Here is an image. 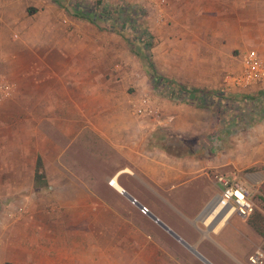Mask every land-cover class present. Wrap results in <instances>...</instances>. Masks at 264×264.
I'll use <instances>...</instances> for the list:
<instances>
[{"label": "crops", "instance_id": "crops-1", "mask_svg": "<svg viewBox=\"0 0 264 264\" xmlns=\"http://www.w3.org/2000/svg\"><path fill=\"white\" fill-rule=\"evenodd\" d=\"M97 1L98 7L107 3L90 0L91 4H83L80 9H89ZM132 1L159 14L157 21L150 17L149 24L150 33L158 35L159 40L166 36V21L161 19V10L156 11L160 9L156 1L165 6V16L167 8L173 6L185 9L194 5L196 11L210 8L207 0ZM240 1L243 0L231 1L237 10ZM74 2L72 10L68 0H0V62L12 67L16 74L14 82L19 91L14 99L31 106L30 115L22 121L39 124L42 129L39 137L37 125L28 132L29 138L35 140L33 145L39 146L38 138L46 140L47 148L49 140L63 139L69 145L93 148L95 154L108 155L101 159L109 163L110 173L99 174L100 182L111 187L108 178L119 172L117 180L127 194L210 262L246 264L236 252L237 233L226 231L225 224L215 232L205 219L221 189L215 175H228L230 166L240 163L264 164V116L259 117L253 129L252 148H243L235 155L229 148V132L218 129L223 121H215L205 99L199 104L187 101L186 94L158 95L155 85L147 84L145 79L127 78L116 65L133 61V54L113 29V21L108 25V16L101 14L102 21L82 17L77 13L78 1ZM201 3L206 7H199ZM108 27L112 29L107 30ZM245 29L250 27L230 26L229 41L240 44L243 35L248 34ZM253 30L254 41L262 47L264 34L255 27ZM184 38L182 42L186 41ZM165 39L153 47L154 57L162 50V43L171 41ZM205 81L207 86L209 79L205 77ZM128 84L134 87L132 98L144 92L156 94V115L134 116L129 110ZM34 107L40 109L37 116ZM44 121L47 127L41 125ZM19 150L22 154V147ZM48 161L42 153L33 159L27 187H53L50 174L43 172L51 170ZM51 161L52 165L56 161L64 168L68 162L60 156ZM124 168L130 172H120ZM36 175L43 177L38 181ZM245 176L254 186L262 178L259 171ZM2 189L3 185L0 195ZM112 189L119 195L115 201L99 192L94 181L79 177L63 180L61 190L52 191L45 198L47 202L52 199L59 203L62 211L29 210L17 222L22 217L19 213L14 226L6 228L4 236L1 234L0 264H180L185 254L176 251L175 244L168 245L162 253L159 238L150 232L153 220L142 214L124 193ZM29 198L34 202L33 196ZM127 208H131L128 214L124 211ZM242 222L257 239L249 254L264 247V235ZM157 229L170 235L159 225Z\"/></svg>", "mask_w": 264, "mask_h": 264}, {"label": "rangeland", "instance_id": "rangeland-1", "mask_svg": "<svg viewBox=\"0 0 264 264\" xmlns=\"http://www.w3.org/2000/svg\"><path fill=\"white\" fill-rule=\"evenodd\" d=\"M75 1H78L76 6H79V11L83 4L84 6L91 4L90 0ZM208 1L207 5L210 8L204 10H193L194 5H187L185 9L182 7L173 9L174 6L168 7L167 16L163 12V7H165L161 5L163 3L156 1L157 6L160 8H157L156 11L161 10V19L166 21L164 26V34L166 36L160 40L156 38L158 35L150 33L149 24L152 20L151 18L154 17L155 21H157L160 17L157 12L156 15L154 14L151 7L140 6L132 0H107L104 7H101V11L103 12L102 16L105 17L110 16L111 13L117 11L121 6L123 9L118 23L110 17L108 19L109 22H107L108 25H111L113 21L112 25L115 26L113 29L124 38L133 54L132 62L130 60L117 62V68L121 67L118 70L124 71L127 78L145 79L147 84H158L160 85L159 87H164L167 90L169 88L176 90L179 85L199 90L201 94L200 100L194 96L195 94L188 95L185 99L199 104L204 101L208 108L214 112L215 121H219V123L223 121L218 129L229 132V148L236 155L243 148H252L253 129L259 117L264 116V83L244 88L237 85L235 80V76L242 69V56L248 49L257 48L264 57V42L262 47H260L259 43L254 41L256 36L253 30V27H255L256 30L264 34V0H243L240 3L237 2V4H240V10H237L231 2L232 0H207L206 3ZM68 2H71L69 3L71 5L70 9L73 10L74 0H68ZM91 7L92 9L89 7L88 10L90 12L93 11L92 13L94 14L97 6L92 4ZM199 7L206 6L201 3ZM127 15L128 18L126 17ZM101 18L100 15H95V17L92 16L88 19L100 21ZM128 21H132V24L128 23ZM158 22L160 21L158 20ZM234 24L250 27L247 31L245 29L248 34L243 35V40L240 44L231 43L228 39V37H231V34H229L230 26ZM106 29L111 30L112 28L108 27ZM140 30H145V32ZM182 37H185L184 40L186 41L182 42ZM165 38H169L171 41L162 43V50H160L159 55L154 57L153 47L159 44L161 40H166ZM157 75L159 77H156ZM15 76L16 74L12 67L3 65L0 62V82L8 83L11 86L10 95L4 98L0 97V189L1 185H3L2 190L4 191L0 195V217L2 216L0 219V239L6 234V228L9 229L10 225L14 226L15 223L13 222L17 221H15V217L17 216L18 218L19 213H21L22 217L17 222L25 218L29 210L61 212L62 209L59 203L53 202L52 199L47 202L45 198L52 191L61 190L63 180L77 177L84 178L87 181H94L96 189L99 192L103 191L104 196L109 198V200L115 201L116 197L119 196L109 183L112 177L116 176L117 179L119 172L107 180L108 185L112 188L100 182L99 174L110 173L108 171L109 163L101 159L104 156L95 154L93 148L88 147L85 149L77 144L69 145L68 141L63 139L49 140L51 144L47 148L44 138H38L39 146L33 145L35 140L29 138L28 132L31 127L33 128L37 125L39 131L37 136L39 137L42 134V129L39 124L22 121L24 116L30 115L31 106L28 105V102L21 105L20 101L14 99L15 92L19 91V87L14 82ZM205 77L209 79L207 86L203 84V82H206ZM115 78L119 79L120 77ZM156 78L157 80L155 81L154 79ZM126 93L131 94L129 110L133 113L132 102L135 97H132L135 96L133 94L134 87L128 84ZM157 94L168 96L169 93L157 90ZM260 101L261 105H259ZM33 109L35 115L40 110L36 107ZM260 109L261 112L257 114L256 111ZM134 116L138 117L136 114ZM41 125L47 127L48 124L44 121ZM20 147H22V154L19 150ZM41 153L44 159L48 158L50 161L47 164L51 170L49 169V172H45L43 169V172L45 175L50 174L49 180L53 187L46 189L27 187L26 184L31 180L32 176L30 170L31 162L36 156H40ZM59 156L62 160L68 161L65 163V168L56 161L52 165L51 158L56 159ZM107 157L108 155L104 158ZM240 164L239 166H230L228 175H245L258 171L262 175L259 184L255 186L257 191L254 200L257 208L254 213L260 212L263 215L264 164H248L246 166L242 163ZM125 172H130V170ZM118 192L121 193V191ZM29 195L34 197V202L30 201ZM130 209L127 208L124 211L128 214L131 212ZM8 213L15 215V217L13 219L7 217ZM55 217L54 215L53 218ZM3 218L5 219L2 220ZM242 220L246 221V219L232 214L225 223V230H234L237 233V239L234 240L237 255L248 264L247 256L257 239L251 229L243 224ZM54 221L57 223L56 219ZM151 222L153 227L150 228L148 226V228L151 229H149L150 232L155 234L154 237L159 238L157 241L162 253L166 252L165 249L168 245L175 244L176 251L179 250L185 254L180 264H205L192 254L188 248V251H184L186 247H182L183 244L181 245L173 236L157 229V223ZM155 229L158 233L154 231ZM153 248L155 249V246ZM154 249L155 254L153 257L155 259L157 254ZM197 251L203 255L201 251Z\"/></svg>", "mask_w": 264, "mask_h": 264}, {"label": "built area", "instance_id": "built-area-1", "mask_svg": "<svg viewBox=\"0 0 264 264\" xmlns=\"http://www.w3.org/2000/svg\"><path fill=\"white\" fill-rule=\"evenodd\" d=\"M117 11L119 12L118 16H121L123 12L122 6L119 7ZM109 17L111 16H108V18ZM235 80L237 85L244 88L264 83V58L259 54L257 49L250 48L243 54L242 69L240 73L235 76ZM10 93L11 86L8 83L0 82V97H7ZM155 95V93L151 94L144 92L136 96L132 102L133 113L138 117L156 115L159 105L157 104ZM215 180L220 185L221 189L215 202L211 205L210 211L212 208L214 209V206L216 207L218 204H221L222 207L231 210L232 214H236L242 219H247L254 213L257 208L254 200L257 190L254 184L251 183L245 175L234 174L229 176L217 174L215 175ZM139 209L144 215L149 213L148 208L145 206H141ZM7 216L9 218L15 217V215L9 213ZM206 225H209V223ZM247 261L249 264H264V247H258L251 252L247 257Z\"/></svg>", "mask_w": 264, "mask_h": 264}, {"label": "trees", "instance_id": "trees-1", "mask_svg": "<svg viewBox=\"0 0 264 264\" xmlns=\"http://www.w3.org/2000/svg\"><path fill=\"white\" fill-rule=\"evenodd\" d=\"M96 6H97V8L94 11L95 12V15H100V14L102 15L103 12L101 11V7H98V6H100V2L99 1L96 2ZM90 8L92 9V7H90ZM77 13L80 14L82 17H86V18H89V17L94 16V14L92 12H90L88 9H86V10H80ZM118 15H119V12L118 11H115V12L112 13V16L110 18L112 20L117 21L120 18V16H118ZM119 21H117V22H119ZM156 77H159V76L157 75ZM154 80L156 81L157 78L154 79ZM159 86L160 85L157 84V85H155V88H157V90H159V92H161V91H167L169 93L168 96H170V97H174V96L177 97V96H179L181 94H186V96L187 95H194V94H196L195 92H197L198 95L196 94L197 96H195V95L194 96L197 97L200 100V92L198 90H195V89H192V88L191 89L185 88L183 86L177 87L176 90L173 89V88L172 89L169 88L170 90L169 89L167 90L164 87L161 88ZM38 165H40V161H39V164ZM42 177L43 176H41V175H36L35 176V179L39 181V180H41ZM263 218H264V216L260 212H255V213H253L251 216H249L246 219V223L249 226H251L256 232L260 233L261 235H264Z\"/></svg>", "mask_w": 264, "mask_h": 264}, {"label": "bare ground", "instance_id": "bare-ground-1", "mask_svg": "<svg viewBox=\"0 0 264 264\" xmlns=\"http://www.w3.org/2000/svg\"><path fill=\"white\" fill-rule=\"evenodd\" d=\"M125 171L129 170L125 168L121 172ZM109 181L112 187H114L117 191H121L122 193V187L119 185L116 176L112 177ZM230 215H232L231 210L222 207L221 204H218L216 207L214 206V209L212 208V210L209 211L205 223H209V228H213V230L216 232L226 223Z\"/></svg>", "mask_w": 264, "mask_h": 264}, {"label": "water", "instance_id": "water-1", "mask_svg": "<svg viewBox=\"0 0 264 264\" xmlns=\"http://www.w3.org/2000/svg\"><path fill=\"white\" fill-rule=\"evenodd\" d=\"M122 193L133 202L137 207L141 208V204L135 200L131 195L127 194L124 190ZM149 217L155 221L159 226H161L165 231H167L171 236H173L176 240L180 241L186 248L190 250L192 254H194L197 258L203 261L205 264H212L207 258H205L201 253H199L195 248L190 247L186 242H184L177 234H175L168 226H166L162 221H160L154 214L148 213Z\"/></svg>", "mask_w": 264, "mask_h": 264}]
</instances>
